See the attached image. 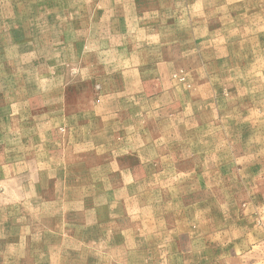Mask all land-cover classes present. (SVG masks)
Returning a JSON list of instances; mask_svg holds the SVG:
<instances>
[{"label":"rangeland","instance_id":"rangeland-1","mask_svg":"<svg viewBox=\"0 0 264 264\" xmlns=\"http://www.w3.org/2000/svg\"><path fill=\"white\" fill-rule=\"evenodd\" d=\"M0 264H264V0H0Z\"/></svg>","mask_w":264,"mask_h":264}]
</instances>
